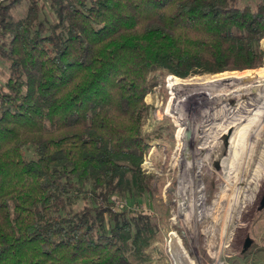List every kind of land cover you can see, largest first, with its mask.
I'll return each instance as SVG.
<instances>
[{
    "label": "trees",
    "instance_id": "obj_1",
    "mask_svg": "<svg viewBox=\"0 0 264 264\" xmlns=\"http://www.w3.org/2000/svg\"><path fill=\"white\" fill-rule=\"evenodd\" d=\"M20 1L0 3V264H153L156 223L113 200L150 192L145 97L264 66V0H25L14 19Z\"/></svg>",
    "mask_w": 264,
    "mask_h": 264
},
{
    "label": "rangeland",
    "instance_id": "obj_2",
    "mask_svg": "<svg viewBox=\"0 0 264 264\" xmlns=\"http://www.w3.org/2000/svg\"><path fill=\"white\" fill-rule=\"evenodd\" d=\"M26 7L22 0L10 13L17 19ZM260 46L264 51V39ZM217 74L226 77L209 82ZM172 75L145 97L149 148L141 165L152 177L150 192L113 200L156 223L161 255L153 264H264V208L257 209L264 192V66ZM6 79L0 59V85ZM86 202L78 198L74 206ZM246 236L252 244L242 251Z\"/></svg>",
    "mask_w": 264,
    "mask_h": 264
},
{
    "label": "water",
    "instance_id": "obj_3",
    "mask_svg": "<svg viewBox=\"0 0 264 264\" xmlns=\"http://www.w3.org/2000/svg\"><path fill=\"white\" fill-rule=\"evenodd\" d=\"M262 208H264V192H262L261 199L259 201V205H258L257 209L259 210V209H262ZM251 241L252 240L249 238V236L245 237V240H244V243H243V247H242V251H244L249 246Z\"/></svg>",
    "mask_w": 264,
    "mask_h": 264
},
{
    "label": "bare ground",
    "instance_id": "obj_4",
    "mask_svg": "<svg viewBox=\"0 0 264 264\" xmlns=\"http://www.w3.org/2000/svg\"><path fill=\"white\" fill-rule=\"evenodd\" d=\"M259 76V75H258ZM251 77V76H250ZM233 78H240L239 76H234ZM226 79H228V78H226ZM226 79H224V80H226ZM236 81V80H235ZM236 90V89H235ZM234 90V91H235ZM242 90V89H241ZM230 91V90H229ZM217 94V93H216ZM239 96V95H238ZM260 154V153H259ZM258 158V157H257ZM256 163V162H255ZM257 165V164H256ZM246 173V172H245ZM246 180V179H245Z\"/></svg>",
    "mask_w": 264,
    "mask_h": 264
},
{
    "label": "flooded vegetation",
    "instance_id": "obj_5",
    "mask_svg": "<svg viewBox=\"0 0 264 264\" xmlns=\"http://www.w3.org/2000/svg\"><path fill=\"white\" fill-rule=\"evenodd\" d=\"M251 244H252V242L249 244V246H250ZM249 246H248V247H249ZM242 247H243V245H242Z\"/></svg>",
    "mask_w": 264,
    "mask_h": 264
},
{
    "label": "built area",
    "instance_id": "obj_6",
    "mask_svg": "<svg viewBox=\"0 0 264 264\" xmlns=\"http://www.w3.org/2000/svg\"><path fill=\"white\" fill-rule=\"evenodd\" d=\"M2 1H4V0H0V3H1Z\"/></svg>",
    "mask_w": 264,
    "mask_h": 264
}]
</instances>
